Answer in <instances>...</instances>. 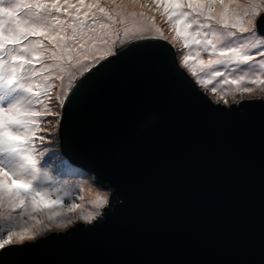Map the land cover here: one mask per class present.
<instances>
[{"label":"water","instance_id":"1","mask_svg":"<svg viewBox=\"0 0 264 264\" xmlns=\"http://www.w3.org/2000/svg\"><path fill=\"white\" fill-rule=\"evenodd\" d=\"M256 24L264 35V11ZM117 49L74 82L58 123L107 206L0 248V264H264V98L215 102L164 39Z\"/></svg>","mask_w":264,"mask_h":264},{"label":"snow or ice","instance_id":"2","mask_svg":"<svg viewBox=\"0 0 264 264\" xmlns=\"http://www.w3.org/2000/svg\"><path fill=\"white\" fill-rule=\"evenodd\" d=\"M131 2L134 4L137 0ZM152 2L163 7L168 21L174 25L175 36L183 39L184 49L190 46L198 49L194 56L184 54L181 62L182 67L188 68L191 76L196 78L197 84L207 88L216 78H223L224 83L236 85L241 94L252 91L243 86L245 84H264V35L259 33L256 24V18L264 11V0ZM106 7L100 0L87 5L84 0L76 3L70 0H0V248L32 240L41 225L48 227L45 221L55 222L79 207L72 203L66 212L61 203L63 197L51 198L60 190L47 186L52 177L40 163L47 149L37 146V140L45 142V137L38 134L47 131L41 126V118L51 113L37 110L43 104L41 85L37 84V90L33 91L29 80L58 68L62 73L67 71L70 84L76 82L78 88L82 81L76 72L87 79L86 74H91L97 65L104 67L102 62L118 51L117 43L123 42L118 35L109 44L108 33L126 19L123 11L114 16L111 11H106ZM73 9L75 15H70ZM81 9H86L83 16ZM94 9L102 15H91ZM62 10L67 19L61 18ZM69 30L70 35H67ZM148 30V27L142 29ZM124 35H128V30ZM45 52L50 53L46 59L55 63L42 64L41 69L36 70L34 62L41 63ZM202 52L208 54L209 59H198ZM190 60H197L200 74L189 65ZM229 65L236 66L231 72L240 69L242 74L229 79L230 73L214 67L227 69ZM241 66H248L249 70L245 71ZM205 69L212 70V79L205 80ZM57 78L64 77L58 75ZM44 79L50 77L45 75ZM210 90L216 93L217 87L212 86ZM69 91L75 90L72 87L64 90L65 99ZM22 93L29 94L26 103H21ZM221 99L227 103L224 97ZM59 103L63 106L64 100L60 99ZM105 202L102 197L96 198L97 207ZM95 215L88 213L80 218L91 223ZM63 223L61 220L57 226ZM67 223H71V219Z\"/></svg>","mask_w":264,"mask_h":264},{"label":"rangeland","instance_id":"3","mask_svg":"<svg viewBox=\"0 0 264 264\" xmlns=\"http://www.w3.org/2000/svg\"><path fill=\"white\" fill-rule=\"evenodd\" d=\"M101 1L106 2V0H101ZM141 1L143 5V11L148 12L150 5H147V3L150 2L151 0H141ZM107 4H110V2H108ZM110 9H112V6H110L109 10ZM154 9L152 7L150 10L153 11ZM150 15L154 16L153 21L156 22L158 26V29H159L158 34L157 33L156 34L141 33L138 35L127 37V38L120 37V39L123 42L117 43L116 48L131 40L143 38V37H156V38L164 39L173 46L178 64L182 67L181 62H182L183 55L185 54L186 50L183 47V43L179 42L175 38H172V34L174 32V25L170 24V21H168L167 16L163 14L160 7L155 12L150 13ZM123 25L124 24H119L115 26L116 33H115L114 38L110 40L109 44H111L114 40H116L118 35L120 36V33L118 30L122 28ZM44 43L47 44L46 41ZM50 46L51 45H48L49 49L51 48ZM49 54H50L49 52L44 53L45 57L41 59L43 63L44 61L46 62L50 61L49 59H46V57ZM42 62L41 63L34 62V67L36 70H39V68L42 67V64H43ZM182 68L191 76V72L189 71L188 68H184V67ZM197 73L199 74V71H197ZM30 75L31 74L29 73V76ZM42 75H38L35 78H32L29 80L30 83L35 84L33 91L37 90L35 87L37 84L41 85V87L39 88V91L42 93L40 98L43 101V104L38 106L37 110L41 108L42 110H44V111L40 110L41 112L51 113L50 115H45L41 118V126L42 128L47 129V131H41L38 134L39 136L45 137V142H40L39 140H37V146L40 149H47V152L45 153L44 159L41 160L40 163L45 165V170H48L49 174L52 177V181L47 186L51 189L60 190L58 193L54 192L51 198L55 199L56 195L63 197L61 203L66 212H67L68 206L71 205L72 203L77 204L79 207L73 210V212L67 213V215L65 216L66 218L71 219V223H67L66 225H62V226H57V224L60 222L45 221L47 224H50V226L52 227H49L48 225V227L44 228L43 225H41V231H39V233L32 240H24V241H21L19 243H14V244H21L25 241H34L52 232L66 231L70 227L76 225L80 221L83 223H88L84 219L80 218L81 216H84L83 210H88L90 209V206H91L90 201L89 200L86 201L87 199L86 196H82V193H81V189L83 188L82 184L90 185L92 188H95L94 190H97L98 192H102L105 194L106 202L98 207L97 212H94V215L96 213H99V214L95 215V218L92 221H94L101 215L103 208L107 206L108 199H109L108 190L103 189L100 186L96 185L90 175L86 174L85 172H78V173L73 172V170L76 167L72 166L66 160V158L61 153V150L59 147V136H58V123L59 122L57 123V121H59V118L61 115V107H62L61 104L59 103V100L60 99L65 100V97L63 95L64 90L71 87L74 84V82L70 84L68 75L65 78L66 74L59 75V76H63L64 80L58 79L56 77L53 79L55 81H53L52 79L51 80L50 79L41 80L40 77ZM76 76L79 77V72H76ZM192 78L194 81H196L195 77H192ZM222 82H223L222 78H216L214 80V84L212 86L217 87L216 93H213L210 90L212 86H209L206 88L203 86V84H197V83L196 84L200 86L201 89H204L205 91H207L209 97L212 100H214L215 102L221 103L225 106H229L231 102L236 103L237 101L243 98H249V97H252V98L258 97L262 99L264 98V84L258 85L257 87H255L254 90L250 92L241 94L238 88L233 89L232 86L220 87V84ZM217 84H219V86H217ZM28 96L29 94L22 93L21 103H26ZM221 97H224V99L227 100V103H225L224 100L221 99ZM59 181L61 182L59 183ZM64 182H66L67 184H65ZM65 193H67V195H65Z\"/></svg>","mask_w":264,"mask_h":264},{"label":"bare ground","instance_id":"4","mask_svg":"<svg viewBox=\"0 0 264 264\" xmlns=\"http://www.w3.org/2000/svg\"><path fill=\"white\" fill-rule=\"evenodd\" d=\"M61 2H63V0H61ZM70 2L71 3H76L77 0H70ZM84 2H85V5H87L89 3H95L96 0H84ZM108 2H110V4H107ZM100 3L102 5H107L106 11H111L114 16H115V14L117 12H120V11H123V13L125 14L126 19H125V22L123 23L124 25H123L122 28H120L118 30L119 33H120V37L121 38H125V37L127 38V37H131V36L138 35V34H141V33H153V34H156V33L158 34L159 33V31H157L158 26H157L156 22L153 21V18H154V16H152L153 14L150 15V13L155 12L157 9H159V7H157V5L152 2V0L147 3V5H150L149 6V11H148L149 13L147 11H143V5H142V1L141 0H137V2L134 3V4L131 2V0H115V3H112V0H106V2H102L100 0ZM110 6H112V9L109 10ZM152 7H153V9L155 7L156 10L154 9L153 11H151L150 9ZM160 8H161V11L164 14L163 7H160ZM85 10L86 9H81V13H80L81 16H83V12ZM133 14H135V15H133ZM141 14H143V15H141ZM70 15H75V10L74 9L70 10ZM91 15L99 17L102 14H100L98 12V9H94V10H92ZM60 16H61L62 19H67L68 18V17L64 16L63 10L61 11ZM89 23H91V21H89ZM170 24L173 25L172 22H170ZM115 26L116 25H114L111 28L110 32L108 33V36H107L108 42H110V40L112 38H114V36H115V33H116L115 32L116 31ZM247 26L249 28L252 27L251 24H248ZM96 27H98V25H96ZM145 27L149 28V30L147 32L142 31V29L145 28ZM125 30H128V35H124ZM66 34L70 35V30ZM101 35H104L103 31H101ZM174 37L179 42L183 43V39L182 38L175 36V28H174V32L172 34V38H174ZM185 50H186L185 54H189L191 56H194L195 55V51H197L198 49L195 46H190L189 49H185ZM45 53H47V52H45ZM44 57H45V55L41 59H43ZM198 59L207 60V59H209V56H208V54L202 52L201 56ZM257 59L259 60V59H262V58L261 57H257ZM53 63H55V62L52 61V60H50L48 62L44 61L43 65H49V64H53ZM67 63H68V61L65 60V64H67ZM189 65L192 68H195L196 71H199V74H200V66H199L197 60H190L189 61ZM28 67H31V66H28ZM214 67H219V70L221 72L230 73L229 79H234L236 76L242 74L240 69H236L235 72H231V69H234L236 67L235 65H229L227 69H225L222 66H214ZM241 68H243L245 71L249 70L248 66H241ZM39 69H41V68H39ZM254 70L258 71V69H254ZM211 71H212L211 69H205V74H204L205 75V80L206 79H212L211 74H210ZM60 74H63V75L66 74L65 75V78H66L67 71L62 73L60 71V69L52 68V69L49 70V72L43 73V75L41 77L40 76L39 77H40L41 80H45L44 76L46 75V76L50 77V80L51 79L53 80L54 78H56ZM63 80H64V78H63ZM53 81H55V80H53ZM34 85L35 84H33V88H34ZM258 85H263V84H260V83L245 84L243 86L250 87L252 90H254L255 87H257ZM217 86H219V84H217ZM230 86H232L233 89L237 88L236 85H230V84H227V83H224V82H222L220 84V87H230ZM40 110H42V109L40 108L38 111H40ZM42 111H44V110H42ZM60 182L61 181H59V183ZM64 183L67 184L66 182H64ZM82 185H83V188L81 189L82 196H86V198H87L86 201L89 200L90 203H91L90 209L83 210V212H84L83 214L84 215H87L88 213H93L94 214V212H97V210H98V207L96 206V198L99 196V197H102V198L105 199V194L102 193V192H98L97 190H94L95 188H92L90 185H87V184H82ZM68 219L69 218H66V217L62 218L61 217V218H58L57 221H55V222H60L61 220H63L64 221L63 225H66ZM48 225H49V227H52V226H50V224H48ZM40 228H41V226H40Z\"/></svg>","mask_w":264,"mask_h":264},{"label":"trees","instance_id":"5","mask_svg":"<svg viewBox=\"0 0 264 264\" xmlns=\"http://www.w3.org/2000/svg\"><path fill=\"white\" fill-rule=\"evenodd\" d=\"M72 166H73V165H72ZM73 172H77V173H78V172H83V171H81L79 168L76 167V168L73 170Z\"/></svg>","mask_w":264,"mask_h":264},{"label":"clouds","instance_id":"6","mask_svg":"<svg viewBox=\"0 0 264 264\" xmlns=\"http://www.w3.org/2000/svg\"><path fill=\"white\" fill-rule=\"evenodd\" d=\"M152 119H155V117H152Z\"/></svg>","mask_w":264,"mask_h":264}]
</instances>
